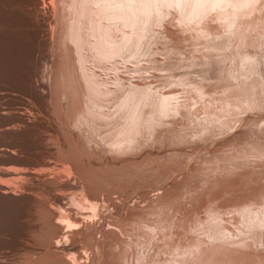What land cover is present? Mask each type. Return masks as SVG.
<instances>
[{"label": "rangeland", "instance_id": "rangeland-1", "mask_svg": "<svg viewBox=\"0 0 264 264\" xmlns=\"http://www.w3.org/2000/svg\"><path fill=\"white\" fill-rule=\"evenodd\" d=\"M232 1H88L85 11L100 30L107 22L113 33L126 20L129 49L93 42L96 55L86 58L84 46L60 37L67 0L44 1L51 27L46 41L35 39L23 0H0V71L11 75L0 81V168L32 172L18 182L2 177L0 182L32 199L48 195L47 187L60 180L77 186L61 189L64 208L79 216L77 230L72 225V233L66 228L62 233L73 254L36 264H75L74 253L77 264H264V224L254 232L249 226L256 214L241 215L237 205L264 210V0ZM71 32L92 36L78 20ZM94 64L98 86L109 85V94L95 92L84 76ZM79 78L98 97L126 95L151 108V118L131 125L132 137L121 142L113 141L118 125L87 128L73 118L72 107L84 92ZM181 131L186 135L180 139L187 141L178 138ZM83 192L98 199L93 220L67 203L71 193ZM32 206L13 222L14 238L6 243L23 244L26 237L28 244L43 243L51 235L49 211L39 200ZM211 213L217 215L211 232L221 228L219 238L210 235ZM27 257L19 249L0 260L32 264Z\"/></svg>", "mask_w": 264, "mask_h": 264}, {"label": "bare ground", "instance_id": "bare-ground-1", "mask_svg": "<svg viewBox=\"0 0 264 264\" xmlns=\"http://www.w3.org/2000/svg\"><path fill=\"white\" fill-rule=\"evenodd\" d=\"M44 1H46V0H44ZM44 1L43 0H23L24 5L27 6V8L29 9L30 13L32 14L30 25H31V28H32V32H33V34L35 36V39H38L40 37L45 38V39H42V41H46L47 40V38L45 36H47V34H49L48 33L49 29L51 31V27L47 23L49 21H47V22L45 21V14L47 12V10H46V6L47 5L46 4L48 2L44 3ZM52 1H54V0H52ZM60 1L62 2L63 0H60ZM88 1L100 2L102 4L103 3L107 4V3L112 2V0H88ZM88 1H86V0H82V1L81 0H67V5H66L67 9H66V7L62 8L63 12H62V14L60 16V20H61V23H62V25H61L62 26V30H61V33H60V37L62 39V43H64L67 39H70V40L75 41L77 43V45H80L82 47L84 46V48L87 49V51H85L86 58L90 57V56L94 57L96 55V50L94 49L93 42H96V43L105 42V46L114 45L116 47H120L124 51H128L129 43H128V31H127V28H126V20L124 18L121 19L120 28H117L116 30H114L113 33L110 32L111 28L109 29L107 22H104L106 26L104 25L103 29L100 30L98 28V26H96V23H94L91 20L92 19V14L88 10L85 11L84 4L86 5ZM238 1L239 0H233L232 4H237ZM49 3L51 4V1ZM65 3H66V1H65ZM53 6H56V5L53 4ZM53 6H51V7H53ZM54 8H52V9H54ZM56 8H58V7H56ZM103 14L108 16L109 19H106L108 21L113 20V18H114V17L111 16V14H108L106 12H103ZM51 16H53V15H51ZM54 18H55V15H54ZM74 20H78L79 21V26H81L82 29L83 28H87L88 31H90L92 36H90V34H88V35L86 34L85 35V34L82 33V34H80V37H73L72 32H71V25L74 23ZM103 21H105V20H103ZM57 23L55 21V24H57ZM50 24H51V22H50ZM56 26L57 25H55V28H56ZM52 29H53V27H52ZM52 33H54V32H52ZM50 40H52V39H50ZM52 41H54V40H52ZM229 44H230V42H229ZM214 45L217 46L218 43L214 44ZM52 46H53V43H52ZM222 46H224V44ZM94 65H95L94 67H90L88 69L89 71H86V69L84 70V72H83L84 76L88 79V81H90L91 89H94L95 92L109 94L110 93V86L109 85H106V88H102V87L98 86L99 77H98L97 70L95 69V67L99 66V64L98 65L94 64ZM10 77H11V75H8L5 72L0 71V81H7V79H9ZM78 80H79L80 85L84 88V92H83V98L80 101H77V103L73 107L71 106L72 109L75 110V116L73 118L75 120H77V122L85 124L87 126V128L89 127L91 130H95L96 131L98 129V127L100 125H102L104 127V129H105L104 131H106L110 127H112L114 125H118L119 128H120V131H119L118 135H116L117 138H116V136H115V138H113V141L121 142V141L127 140L128 138L132 137L131 136V131H130L131 130V125H135L136 126L137 124H139L141 122H144V121L148 120L149 118H151V116H152L151 108L150 109H145V108L139 106L135 102L131 103V101H129L127 99L126 95L123 96V97L120 96L121 98L119 96L115 97V98L114 97L113 98L98 97V96H96L94 94H91V91L89 90V87L86 85L87 83L84 82V80H81V78H79ZM50 83H51V81H50ZM50 83H49V85H50ZM29 86L30 87H34V84L30 83ZM50 87L51 86H49V88ZM245 88H247V87H244L242 89V91H243V94H244V98H246L248 100V102H249L250 94H249L248 90L245 89ZM50 90H51V88H50ZM74 91H75V89H74ZM126 91H127V89L122 94L124 95L126 93ZM70 94H71L72 97H77V95H75L74 92H72ZM140 96H141V94H140ZM127 100H128V103H127ZM210 102H212V101H210ZM255 102L257 103V105H259L261 103V101L258 98H255ZM200 103H202V102H200ZM211 104L212 105H210V104L209 105L213 107V105H215L214 101ZM205 105H206V103H205ZM117 106H119V107L116 108ZM120 107L122 109H120ZM214 118L216 119V115H214ZM229 123H230V121H229ZM229 123H227V124L232 126V123L231 124H229ZM170 125H171V121H170ZM228 125L226 127H224L225 125H223V127L228 129ZM102 126H100V127H102ZM231 126H229V127H231ZM221 127H222V125H221ZM171 129H173V128H170V130ZM219 129H220V126H219ZM226 129H224V131ZM173 130L171 131L172 134L178 133L177 131L174 132ZM16 132H19V131H16ZM194 132L192 134H194ZM165 133H167V136L171 135L170 131H169V134H168V132H165ZM182 133H184V132L181 131L179 133V135L182 134ZM197 133H199V132H197ZM176 135L177 134H175L174 136H176ZM185 135H186V132L182 136H185ZM199 135H202V134H199ZM182 136L180 135L178 138L180 139V137H182ZM204 136H205V134H204ZM182 138H185V137H182ZM186 139L188 140V138H186ZM186 139L185 140L182 139V140L183 141H187ZM236 140L239 141L238 139H236ZM238 150H239V148H238ZM42 163H44L45 165L48 164L47 162H44V161H42ZM71 168H74L73 164L71 165ZM0 174H1L0 177H2V179L6 178V179H8L10 181L18 182V180L20 178L21 179H25V177L31 175L32 172H28V171H24V170L14 171V170H10V169H8L6 167H3V168H0ZM2 182H4V183H2ZM65 182H66V184H65ZM67 182H68V184H67ZM55 185H58V189H54ZM22 186H25V184H23ZM66 186H69L71 189L77 188V186L75 184L71 183L70 181H62V180H60L57 183H55L53 185H50V187H47L48 195H44L43 193H39V194L33 195V199H32V195L30 193H27L26 191H22L21 193L8 191V189L10 188L9 183H5V180L0 182V256H6V254H8V253H11L13 251L22 249V250H25V252L28 254V257L26 259L27 262L28 263H32V264H36L38 261H40L42 259L59 258L60 255H66V254L70 255L72 252H74V251H72L74 249V246L71 245V243L69 242L68 239H67L68 241H66V242L67 243L69 242L70 244H67V243L65 244L64 241L62 242V235H63L62 233H66V229L67 230L70 229L71 226L73 225L71 229L74 230V228H75L77 230V228H76L77 219L76 218L79 217L77 215L78 213H76V216H78V217H76L74 214L69 213L68 211H66L67 209L64 208L63 199H65V197L63 195V192H61V189H67ZM89 193H90V191H89ZM41 194H43V196ZM70 195L71 196L68 198L67 203L69 205L70 204L72 205V206H70L72 209L75 207L77 210H79V214H81L80 212H83V210H85L84 215L87 218L86 220H88V218H92V217L93 218L91 220H93V219H95L97 217V215L99 216V212H98L99 211L98 210L99 206H98V202L96 203V201L98 199L95 200L94 196H91L90 194L85 193V192L80 193L79 196L78 195L76 196L75 194L72 195V193ZM168 198H170V197H168ZM38 200L41 202V205L43 207L47 208V210L49 211V213H48V224L50 226H55V228L51 231V235L43 243L28 244L27 241L30 240L28 237H26V241L23 244L16 245L15 243H6V242L10 241V238L13 237V236H11V233H13L11 231V227L13 225V222L17 219V217L19 215L23 214L28 209V204L31 205V207H33L32 206L33 203L38 201ZM170 200L171 201L174 200L173 196L171 197ZM245 203L246 202L237 203V205L238 204L241 205L240 209L243 211V212H239V214L244 215V214H249L251 212L256 214L255 218H253V220H251V226H249V222H247V226H249L250 229H252L255 232V230H259L260 224H262V223L264 224V210L251 208L248 211H244V210L249 208L248 205L245 204ZM99 204H100V201H99ZM31 207H29V208H31ZM55 208H57V209H55ZM80 210H82V211H80ZM75 212H76V210H75ZM122 214H123V212H122ZM124 214H126L125 211H124ZM82 215L83 214H81L80 216H82ZM95 215H96V217H95ZM130 215L132 216V213H130ZM135 215L137 216V214H135ZM138 216H141V215H138ZM216 216H217L216 213H211V216H210L211 217V220H210L211 221L210 222L211 223L210 224V235L212 237L216 236L217 238H219V237L222 236L221 228H217V226H215V232H211L213 225L217 224V223L212 221V220H214L216 218ZM82 217H84V216H82ZM141 217H142L141 219L140 218H138V219L142 220V222H143V220H144L143 214H142ZM210 217H208V218L210 219ZM133 218H135L134 215L131 218L132 222H133ZM223 218H225V217H223ZM80 220H81V218H80ZM83 220H85V219H83ZM140 220H138L137 223H139ZM247 220H248V218H247ZM152 222H153V220H152ZM225 222H226V220H225ZM82 224H83V222H82ZM149 224H153V223H149ZM78 225H80V224H78ZM122 225H124V224H122ZM122 225L120 224V226H122ZM80 226H79V228H81ZM119 227H117V228H119ZM124 227H125V225H124ZM85 228L86 227H84V229ZM134 228H137V226L134 227ZM61 229L65 230V231L62 230V232H61ZM116 229L114 228V230H116ZM119 229H118V231H116L117 233L119 232ZM121 229H122V227H121ZM121 229H120V232H119L120 235H121ZM127 229L128 228H126L125 230H127ZM105 230H108V229H105ZM68 231H69V234L72 233V232H70L71 230H68ZM261 231L262 230H259V233ZM106 233H107V231H106ZM64 236H63V240H66V237L64 239ZM108 239H109V241H111L110 238H108ZM133 239L136 242V238H133ZM256 240H257V238H256ZM98 241H99V239H98ZM128 241L129 240H127V242ZM123 242L126 244L125 240ZM107 243H108V241H107ZM113 243H115V242H113ZM116 243L119 245V242H116ZM116 243H115V246H116ZM121 244H122V242H121ZM125 244H123V245H125ZM191 245L192 246H196V241L193 242ZM263 245H264V243H263ZM102 247H104V246L102 245ZM123 248H124V246H123ZM154 250H156V248ZM118 251H116V252H118ZM69 252H71V253H69ZM96 252H97V250H96ZM74 254L76 255L77 253H74ZM100 254L101 253H99V255ZM102 254H103V252H102ZM75 255H72L74 258L71 257V260L73 259V262L76 261L75 264H77L78 260H76L77 258H75ZM119 255H121V252L119 253ZM85 257H88V256H85ZM65 258L70 259L67 256ZM238 258H240V257L238 256ZM89 260H90V258H89ZM123 260H120V261H123ZM80 261H81V258H80ZM86 261H88V260H86ZM241 262H243L242 258H241ZM0 264H11V262L10 261L7 262L5 260H0Z\"/></svg>", "mask_w": 264, "mask_h": 264}]
</instances>
